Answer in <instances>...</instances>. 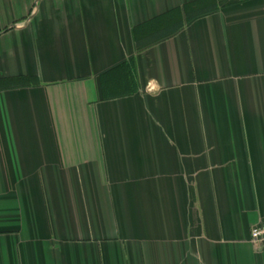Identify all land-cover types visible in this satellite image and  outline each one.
<instances>
[{"label":"crops","instance_id":"obj_1","mask_svg":"<svg viewBox=\"0 0 264 264\" xmlns=\"http://www.w3.org/2000/svg\"><path fill=\"white\" fill-rule=\"evenodd\" d=\"M199 1L0 0V264H264V0Z\"/></svg>","mask_w":264,"mask_h":264},{"label":"trees","instance_id":"obj_2","mask_svg":"<svg viewBox=\"0 0 264 264\" xmlns=\"http://www.w3.org/2000/svg\"><path fill=\"white\" fill-rule=\"evenodd\" d=\"M217 7L214 0H206L192 3L187 8V17L189 19H194L200 17L204 14L210 13ZM180 20H169L165 23L157 24L148 28L139 39L141 44L157 39L172 30L178 28L181 25ZM141 40V41H140Z\"/></svg>","mask_w":264,"mask_h":264},{"label":"built area","instance_id":"obj_3","mask_svg":"<svg viewBox=\"0 0 264 264\" xmlns=\"http://www.w3.org/2000/svg\"><path fill=\"white\" fill-rule=\"evenodd\" d=\"M251 241L253 245L264 248V225L255 226L251 229Z\"/></svg>","mask_w":264,"mask_h":264}]
</instances>
